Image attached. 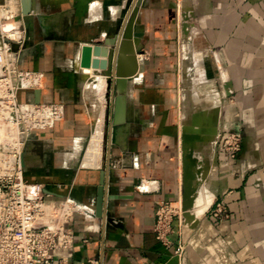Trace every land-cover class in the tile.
Listing matches in <instances>:
<instances>
[{"label": "crops", "instance_id": "crops-1", "mask_svg": "<svg viewBox=\"0 0 264 264\" xmlns=\"http://www.w3.org/2000/svg\"><path fill=\"white\" fill-rule=\"evenodd\" d=\"M135 1L33 0L24 22L19 0H0L18 10L24 26L14 53L19 67L44 79L41 89L20 90L19 100L63 105L61 119L27 140L24 177L42 183L52 198L68 196L87 207L68 224L75 236L70 264L92 256L102 264H264V0H182L181 6L142 0L135 24L140 68L129 81L126 121L112 140V94L101 97L104 87L97 91L90 71L79 66L80 45L115 33ZM180 12L194 16L186 32ZM181 60L190 92L209 91L219 101V88L230 80L235 102L226 104L219 123L237 113L245 144L229 159L214 143L206 159L207 204L227 192L228 217L204 213L193 227L174 220L166 248L153 224L158 201L181 197L180 132L189 115L179 103ZM178 241L185 245L181 260L174 255Z\"/></svg>", "mask_w": 264, "mask_h": 264}, {"label": "built area", "instance_id": "built-area-1", "mask_svg": "<svg viewBox=\"0 0 264 264\" xmlns=\"http://www.w3.org/2000/svg\"><path fill=\"white\" fill-rule=\"evenodd\" d=\"M0 7L4 11L0 19V264H70L75 236L68 224L76 215H86L87 207L68 196L50 197L42 183L28 181L23 173L27 140L61 119L63 105L19 100L20 90L42 88L43 74L19 67L11 43L18 49L24 42L20 13L4 2ZM241 140L240 122L233 121L218 133L215 143L219 152L234 159ZM206 212L217 221L229 215L224 199H214ZM181 214L180 198L157 202L153 232L166 248L172 245V222L182 225ZM184 250L185 245L178 241L174 247L178 260ZM85 264H102V260L92 256Z\"/></svg>", "mask_w": 264, "mask_h": 264}, {"label": "water", "instance_id": "water-1", "mask_svg": "<svg viewBox=\"0 0 264 264\" xmlns=\"http://www.w3.org/2000/svg\"><path fill=\"white\" fill-rule=\"evenodd\" d=\"M142 0H136L130 12L123 21L121 27L115 33L97 43H82L80 45L79 66L81 68H91L93 75L104 76V96L107 98L112 94V113L110 123L112 128V140L116 126L126 121L127 93L129 90V81L136 76L140 68L137 54L140 52L137 48V37L140 32L136 29V15ZM20 11L24 22L31 18L33 0H19ZM183 31L186 32V24H183ZM13 51L17 50V44L11 43ZM183 75L186 76V70L183 68ZM225 88V87H224ZM229 92H227L228 94ZM198 134L183 133L184 141L195 139ZM106 138V136H103ZM245 141L242 139V149ZM196 162L192 149L186 154V159L182 161V183H181V204L183 214H188L194 204V194L196 188L193 184L194 172L191 166ZM102 197L98 198L96 204V213L99 214L102 208ZM190 217H192L190 215ZM197 220L190 223L193 227Z\"/></svg>", "mask_w": 264, "mask_h": 264}, {"label": "rangeland", "instance_id": "rangeland-1", "mask_svg": "<svg viewBox=\"0 0 264 264\" xmlns=\"http://www.w3.org/2000/svg\"><path fill=\"white\" fill-rule=\"evenodd\" d=\"M179 17L181 18V21H183V24L184 23L186 24V27H187V24L190 23L189 21H191V19L194 18L193 15L191 14L188 15L187 13H184V12H180ZM183 24H182V27H183ZM189 48L190 47H188L187 44H184L185 50H189ZM138 60L140 63L139 58ZM184 62H187L186 58H184ZM182 64L183 63L181 60L180 61V76H179V81H178L179 103H180L181 109L186 107V111L189 113L191 120L189 121L188 114L183 118L184 123L181 126V132H180V163L182 165V161L186 159L187 152L189 151V149H192L193 155L196 158L195 164L191 166V169L194 172L193 184L196 188V191L193 197L194 204L190 209H188V214L187 213L183 214L184 211L182 210L181 222H182V226L191 227L190 223L192 221L197 220L204 213L208 214L206 212L208 204L204 206V208L202 209L200 213L197 211V202H196L197 199L195 198V196H196L198 189H201L198 186L204 187L209 192H211L209 188L207 187V183L210 182L211 179L208 177L209 170L206 167V159L210 157V155L212 154L213 146L216 141L218 133L219 132L221 133L222 130L225 129V127H227L233 121H238L240 122L241 129H242V139L244 135H243L242 121L239 118V115L237 113H234L227 123L223 125L219 123L220 119L223 117V111L225 112L230 109L229 108L230 106L228 107V105L226 104L233 105L235 102V92L230 91L231 90L230 80H228L227 78L224 79L223 87L219 88V95H220L219 101L216 99V96L211 95L209 91L199 92L196 90V88L192 87L191 92H190L187 90V87L189 86L190 81L192 79L189 78L188 70H186V76L183 75ZM104 86H105V82L103 84V87ZM227 92L229 93L227 94ZM101 97H105L104 93L102 94ZM101 97H100V100L102 102ZM105 118L108 119V109H107V114ZM106 119H105V123L107 125ZM183 133L198 134L199 136L195 139L184 141L182 138ZM103 136L107 137L108 133L103 132ZM241 143H242V140H241ZM215 146H216V151L219 152L218 146L217 145ZM241 149H242V145H241ZM181 173H182V168H181ZM181 178H182V175H181ZM226 194L227 192H225L224 195L221 197H216L215 200L224 199ZM213 196H212L211 201L213 200ZM190 215L192 217H190Z\"/></svg>", "mask_w": 264, "mask_h": 264}, {"label": "bare ground", "instance_id": "bare-ground-1", "mask_svg": "<svg viewBox=\"0 0 264 264\" xmlns=\"http://www.w3.org/2000/svg\"><path fill=\"white\" fill-rule=\"evenodd\" d=\"M181 1L182 0L179 1L180 2L179 3L180 6H181V3H182ZM85 69L90 71V80L96 86V88H97L96 90L98 91V89H100L103 86L104 82H105L104 76L99 75V74L93 75L91 68H85ZM136 77L137 76H134L131 80L135 79ZM127 96H128V93H127ZM97 99H99V98H97ZM93 100H94V98H93ZM198 187L201 188V189H198L195 198L197 199L196 200V202H197V211L200 213L202 211V209L204 208V206L207 205V203L209 201V192L204 187H200V186H198ZM180 199H181V197H180Z\"/></svg>", "mask_w": 264, "mask_h": 264}]
</instances>
